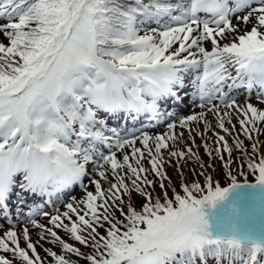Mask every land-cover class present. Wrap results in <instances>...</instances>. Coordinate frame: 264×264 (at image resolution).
<instances>
[{"label":"snow or ice","instance_id":"snow-or-ice-1","mask_svg":"<svg viewBox=\"0 0 264 264\" xmlns=\"http://www.w3.org/2000/svg\"><path fill=\"white\" fill-rule=\"evenodd\" d=\"M231 3L233 7L228 8L226 0H215L213 15L208 17L199 14L208 9H189L187 0H134L128 4L121 0H0V18L7 21L0 23V32L7 39V43L0 42V159L33 139V118L43 114L55 122L63 142L53 137L42 150L70 147L82 157L80 176H87L94 185L92 191L83 183L84 198L67 202L66 210L53 206L51 213L30 212L20 218L24 223L44 230L45 225L38 224L35 217L50 216L49 223L63 227L75 241H91L94 251L86 257L90 264H193L196 256L203 261L206 256L219 259L222 255L240 258L243 264H264L258 259L264 254V238L251 228L238 229L235 225L210 231L202 211L205 203L214 205L232 187L249 183L243 171L242 182L232 174L230 155L223 165L230 183L224 187L218 182L213 186L212 176L202 171L203 187L195 182L190 186L182 183L183 195L173 187L171 199L164 183L165 154L169 158L199 159L193 151L194 139L180 148L184 135L177 125L187 129L190 137L193 132L200 135L202 141H206L208 131H213L215 148L203 143L209 157L213 153L221 157L222 150L232 152L225 135L213 129L212 118L225 134L235 130L233 116L250 140L252 133L261 131L258 124L264 122V109L250 100L244 106L230 93L234 88H244L248 97L252 94L244 70L253 59H264V0ZM233 19L239 23H232ZM153 22L155 27L149 26ZM156 66L171 69L168 80L176 88L169 96L176 97L186 80L190 85L184 113L165 112L160 105L149 103L137 114L147 108L148 119L164 126L162 133L139 130V135H105L93 105L105 109L108 105L89 95L96 78L111 69L139 83L149 80L148 70ZM256 96L264 100V89ZM226 123L233 125L232 129ZM258 144L253 140V153L258 152ZM235 146L244 148L238 138ZM144 159L149 168L144 167ZM244 159L249 174L255 177L253 183L264 184V154L259 155L258 163L247 153ZM109 172L113 179H109ZM148 173L160 178L163 200L154 194L155 181ZM100 178L109 185L106 191ZM133 189L145 198L139 207L131 202ZM193 191L200 195L194 196ZM125 196L129 197L127 202ZM62 217L72 221L70 226ZM96 225H107L106 235H101ZM46 232L62 249L60 254L46 249L52 258L50 264H77L65 253L79 256L81 250L58 237L51 227ZM2 236L0 249L9 250L6 240L16 245L11 251L21 264H42L33 242L27 243L31 256L19 246L15 225ZM29 236L28 229L23 228V239L29 241ZM0 264L13 261L0 255Z\"/></svg>","mask_w":264,"mask_h":264},{"label":"clouds","instance_id":"clouds-1","mask_svg":"<svg viewBox=\"0 0 264 264\" xmlns=\"http://www.w3.org/2000/svg\"><path fill=\"white\" fill-rule=\"evenodd\" d=\"M226 6L233 7L231 0H226ZM187 7L208 9L199 14L211 17L216 6L215 0H195L194 4L193 0H187ZM170 72L167 66H156L148 70L149 80L137 83L123 74L105 69L96 78L89 95L108 105L109 110L137 113L143 105L151 103L159 106L160 100L172 95L176 84L169 82ZM244 72V78L250 81L252 88L264 89V59H253ZM141 114L150 113L144 108ZM33 125L36 127L33 139L18 149L4 153L0 159V180L7 181L18 172L23 173L39 192H56L79 180L82 157L70 147L42 150L41 146L53 137L63 142L55 122L41 114L33 118Z\"/></svg>","mask_w":264,"mask_h":264},{"label":"rangeland","instance_id":"rangeland-1","mask_svg":"<svg viewBox=\"0 0 264 264\" xmlns=\"http://www.w3.org/2000/svg\"><path fill=\"white\" fill-rule=\"evenodd\" d=\"M253 6H255V5H253ZM232 23H234V24H236V23H239V21L237 20V19H233L232 20ZM240 28H241V31H243L244 30V28H245V26H244V24H241L240 25ZM248 28L250 29V25L248 26ZM0 39H2V41H6L7 39H6V37H4V35H3V33L2 32H0ZM260 92V89L259 88H254L253 90H252V93H259ZM250 99H251V103H253L255 106H258L259 108H262V109H264V100H258L257 99V96H254L253 97V95L252 96H250L249 97ZM184 104H185V102H183ZM174 111V110H173ZM173 111H171V112H173ZM184 113V112H183ZM183 113H180V114H183ZM214 122H215V120H214V118H212V125L214 124ZM259 123H262V122H259ZM233 124H236V125H238L239 126V123H238V121H237V119H235V118H233ZM226 125H227V127L228 126H230L229 124H227L226 123ZM201 127H203V123L201 122V124H200V128ZM260 129H261V131L258 133L262 138H264V124H263V127L261 126L260 127ZM177 130L178 131H182L183 132V135H186L187 133H188V130L187 129H183V128H181L179 125H177ZM164 131V128H162V129H160L159 131H155V132H150V133H157V132H159V133H162ZM211 137V134H209V136H208V138H210ZM214 140H215V137L214 138H210V140L208 141V144H209V146L211 147V148H215V143H214ZM192 143V140L189 142V144H191ZM137 146H139V147H143L142 145H140L139 143L137 144ZM193 148H194V145H193ZM198 149V150H197ZM197 149H193V151L197 154V156L199 155H201V154H203L202 152V150H203V148H202V150H199L200 149V147H199V145H198V147H197ZM199 151V152H198ZM198 152V153H197ZM232 154V157H231V159H232V166L233 165H237V164H239V163H241L242 162V158H241V156H240V154L238 153V152H236V153H231ZM248 154H249V157L250 158H252V159H254V161L255 162H257L258 163V160H259V155L260 154H264V143H262L261 144V146H260V154H257V153H253V151H250V152H248ZM198 156V157H199ZM222 157V158H221ZM221 157H217L214 153H213V155H212V158H213V164H214V167H216V170L218 171L219 170V174L220 175H222L223 174V171H228V170H226V169H224L223 168V165L228 161V159H229V155H227L226 153H221ZM118 159H121L122 160V155H120V154H118ZM178 161H179V164L180 165H182V172H183V177L186 179V178H188L189 176H192V175H194V171L195 172H197L198 173V175H199V178H198V182L197 183H199L201 186H204V183H205V176L204 175H202L201 174V172L203 171V172H205V173H209L210 172V170H208L206 167H204L203 166V169L201 168V164L200 163H198L197 161H196V159H189L187 156L185 157V158H183V159H178ZM88 167V170L89 171H91V163H89V165L87 166ZM196 169V170H195ZM229 169L231 170V171H235L234 169H232V167L230 168L229 167ZM125 171H126V169H125ZM164 171H165V173H166V176H167V178L166 179H164V183H165V186H166V189L168 190V191H170V198L171 199H173L172 198V196L174 195L173 194V187L176 189V191L177 192H179L180 194H182V192H183V190H182V188H181V184L182 183H178L177 182V177H178V170H177V168H176V166H173L172 168L170 167V164L168 163V162H166V160H165V163H164ZM108 176H109V179H113L112 177H111V174H110V172L108 173ZM148 178L149 179H153L154 181H155V179L153 178V175H151L150 173H148ZM101 179V186H104V183H105V181L103 180V178H100ZM225 181H227V179H225ZM85 184L87 187H88V190H94V185H91L90 183H89V179H88V177L87 176H83V175H81L80 176V178H79V180H77V184H76V191H75V193L72 195V196H70L68 199H67V201L65 202V203H63V204H61L60 206H59V208H60V210L61 211H64V210H66V208H65V204L67 203V202H75L74 201V198L76 199V200H82L83 198H84V196H85V191H84V189H82L81 188V185L82 184ZM159 183H160V178H157L156 177V182H155V184L159 187ZM102 190H107V188H105V187H103L102 188ZM158 190H160V187L157 189V192H158ZM132 193L136 196V195H139V196H141V197H143L141 194H139V193H136L135 192V190L133 189L132 190ZM159 195H160V193H159ZM144 198V197H143ZM26 199V198H25ZM128 199H129V197H127V196H125L124 197V200H125V202H127L128 201ZM81 209H83V205L81 204ZM51 213V212H50ZM81 214H83V212H81ZM72 215V218H73V220H75L76 219V216H75V214L73 213V214H71ZM23 216H26V215H22L21 216V218L23 217ZM87 218V217H86ZM36 220H37V222H38V224H44L45 225V229L44 230H42V229H40L38 226H33V225H31L30 223H24V221H22L20 218H19V220L16 222V225H15V228H16V231H17V241H18V244H19V246H21V247H24L25 248V251H27L28 253H29V255L31 256L32 255V252H31V250L30 249H28L27 248V243L28 242H33L34 243V246L36 247V250H37V252H39L40 253V255L39 256H41L43 259H42V263H46L47 261H49L48 259H49V255H48V253H47V251H46V249H48V248H52L53 247V244H55V242H54V237H52L51 236V234H49V233H47L46 232V229L48 228V227H51L52 229H53V231H55L56 229H57V227L55 226V225H52V224H50L49 223V220H50V216H36ZM62 221L64 222V223H68L69 224V226H70V224H71V222L72 221H69L67 218H65V217H62ZM27 228L28 229V231H29V234H30V236H29V241H25L24 239H23V237H22V230H23V228ZM7 228H4V229H1L0 230V238H4L3 236H2V233H3V231L4 230H6ZM41 232H44L45 234L44 235H41ZM59 233L61 234V232L59 231ZM82 235H87V233H81ZM62 235V234H61ZM6 239V238H5ZM6 242L9 244V250L8 251H5V250H3V249H0V255H4L5 256V258H7V259H12V261H13V264H21V262H20V260L17 258V257H15L14 255H13V253H12V251H10V248L13 246L12 244H11V242L10 241H7L6 240ZM57 247H58V249H57V253L58 254H60L61 252H62V249H61V247H60V245H57ZM53 250V249H52ZM65 255H66V258L67 257H72V253H65Z\"/></svg>","mask_w":264,"mask_h":264},{"label":"water","instance_id":"water-1","mask_svg":"<svg viewBox=\"0 0 264 264\" xmlns=\"http://www.w3.org/2000/svg\"><path fill=\"white\" fill-rule=\"evenodd\" d=\"M202 211L210 231L235 225L238 229L251 228L255 235L264 238V184H238L214 205L205 203Z\"/></svg>","mask_w":264,"mask_h":264},{"label":"trees","instance_id":"trees-1","mask_svg":"<svg viewBox=\"0 0 264 264\" xmlns=\"http://www.w3.org/2000/svg\"><path fill=\"white\" fill-rule=\"evenodd\" d=\"M121 2H122L123 4L133 3L132 1H129V0H121Z\"/></svg>","mask_w":264,"mask_h":264}]
</instances>
